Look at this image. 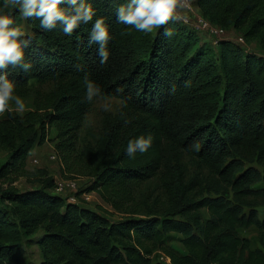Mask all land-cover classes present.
<instances>
[{
    "label": "trees",
    "instance_id": "trees-1",
    "mask_svg": "<svg viewBox=\"0 0 264 264\" xmlns=\"http://www.w3.org/2000/svg\"><path fill=\"white\" fill-rule=\"evenodd\" d=\"M124 2L90 0L112 37L103 65L98 45L88 44L91 23L68 37L59 26L43 31L38 20H26L32 70H8L15 94H29L33 83L54 88L39 94L32 110L0 120V150L7 153L0 164V264H25L21 249L30 241L41 264H264V58L221 42L218 64L175 15L149 34L119 24L116 9ZM193 3L213 24L264 44V0ZM0 10L22 24L10 2L0 0ZM85 78L122 107L104 117L97 141L76 159L92 178L77 196L96 192L128 214L119 221L105 208L71 202L55 192L48 172L27 166L53 127L55 148L74 170L67 158L78 150L94 101L85 99ZM141 135H151L152 145L130 158L127 143ZM252 163L258 168L247 167ZM20 178L38 185L21 190ZM153 179L162 202L137 207L134 189ZM251 227L257 247L239 234Z\"/></svg>",
    "mask_w": 264,
    "mask_h": 264
},
{
    "label": "clouds",
    "instance_id": "clouds-1",
    "mask_svg": "<svg viewBox=\"0 0 264 264\" xmlns=\"http://www.w3.org/2000/svg\"><path fill=\"white\" fill-rule=\"evenodd\" d=\"M9 2L23 20H38L43 31H52L59 26L65 36L71 37L82 24L91 23L88 44L98 45L99 63H107L108 44L112 38L109 25L105 18L97 16L90 0H4V7ZM176 7L177 0H125L116 9V20L149 34L173 19ZM164 34L171 36L173 33L165 29ZM30 44V32L15 24L12 11L0 10V116L13 112L23 114L26 110L23 100L15 94L16 83L9 78L8 70L19 69L25 73L32 70V63L25 57V49ZM84 87L87 101L91 102L100 95L99 86L88 78L84 80ZM151 145V135L138 136L128 141L126 154L134 158L137 152H147Z\"/></svg>",
    "mask_w": 264,
    "mask_h": 264
},
{
    "label": "rangeland",
    "instance_id": "rangeland-1",
    "mask_svg": "<svg viewBox=\"0 0 264 264\" xmlns=\"http://www.w3.org/2000/svg\"><path fill=\"white\" fill-rule=\"evenodd\" d=\"M193 3V0H192ZM175 17L184 23L183 20L188 19L189 26L197 32L200 37V44L209 52L214 62L219 64V51L221 42H230L244 52L255 54L264 58V44L260 41H248L244 37L243 32L236 29H227L222 36H212L207 32L196 30V24L201 14L197 6L193 3L191 12H186L180 6H177L174 10ZM21 27H24L27 31L29 27L26 20L22 19ZM53 83H33L31 85L30 93L27 95L19 96L26 107L25 112L34 108L35 102L39 94H45L53 90ZM105 105H108V110H105ZM14 106V104H13ZM122 107V102L118 98H103L97 96L94 98L93 104L86 113L83 121L82 129L78 138V150L76 154L68 157L69 164L74 168L70 170L64 157L59 154L55 148L53 138L55 137V129L53 127L49 130L50 141H47L44 145L36 146L32 153L29 155L27 164L30 170L43 169L55 178L57 182H65L67 184V191L76 196L79 199V203L82 206L92 208L96 211H100V207L107 209L111 212V219L119 221L128 216L127 213L115 210L110 204L106 203L99 194L92 192V198L90 200L84 199L82 196H77V192L85 188L92 180L91 176L84 172V167L77 166V158L85 150L87 144H95L97 141L99 132L101 130L102 122L107 115H116ZM7 113L0 116V120L5 118ZM7 159V153L0 150V164ZM247 167L258 168L255 163L248 164ZM81 170H80V169ZM21 190L31 189L37 186L33 185L26 178H20L15 182ZM135 204L139 208L148 209L153 208L162 202L164 193L162 187L157 179H153L144 183H141L134 189ZM249 210L246 208V213ZM205 217H209L205 212ZM239 234L242 237H247L252 240L255 247L258 246L257 230L254 227L249 229H239ZM25 264H41L42 256L40 254L39 247L34 244L33 241L25 243L21 249Z\"/></svg>",
    "mask_w": 264,
    "mask_h": 264
},
{
    "label": "built area",
    "instance_id": "built-area-1",
    "mask_svg": "<svg viewBox=\"0 0 264 264\" xmlns=\"http://www.w3.org/2000/svg\"><path fill=\"white\" fill-rule=\"evenodd\" d=\"M192 4H193L192 0H177V6H180L186 12L187 11L191 12ZM183 21H184V24L189 23L188 19H185ZM187 25H190V24H187ZM196 30L207 32L210 35L217 37V36H222L225 33L226 29H224L221 26H218L216 24H213L212 22H210L208 19L204 18L201 15L198 19L197 24H196ZM55 192L59 193V194H64L65 196L68 197V200H70L71 202L79 203V199L76 196L71 195L67 191V184L65 182H57L56 181ZM82 197L86 200H90L92 198V195H91V193H84L82 195ZM167 261L170 262L169 259H167Z\"/></svg>",
    "mask_w": 264,
    "mask_h": 264
},
{
    "label": "crops",
    "instance_id": "crops-1",
    "mask_svg": "<svg viewBox=\"0 0 264 264\" xmlns=\"http://www.w3.org/2000/svg\"><path fill=\"white\" fill-rule=\"evenodd\" d=\"M176 20H178V19L176 18ZM27 166H28V164H27Z\"/></svg>",
    "mask_w": 264,
    "mask_h": 264
}]
</instances>
